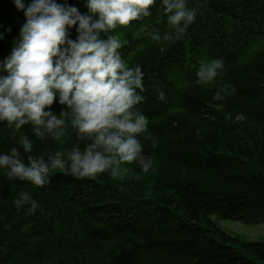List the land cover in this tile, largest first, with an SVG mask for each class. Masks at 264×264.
I'll list each match as a JSON object with an SVG mask.
<instances>
[{
	"label": "trees",
	"instance_id": "trees-1",
	"mask_svg": "<svg viewBox=\"0 0 264 264\" xmlns=\"http://www.w3.org/2000/svg\"><path fill=\"white\" fill-rule=\"evenodd\" d=\"M57 2L90 14L86 0ZM187 6L196 19L179 39H163L172 30L161 0L151 15L108 34L125 42L122 58L144 73L137 110L148 131L139 139L151 167L124 163L117 176L96 179L56 171L43 187L9 180L0 168V264H264L263 235L241 236L220 224L264 223V0ZM25 22L14 0H0V64ZM69 33L76 39V26ZM214 59L223 70L213 85L199 84L201 66ZM225 85L231 94L214 100ZM51 110L59 115L66 106L57 98ZM63 118L60 141L36 137L31 124L15 130L0 122V155L21 136L45 159L83 151L89 141L79 138L70 112ZM21 192L36 201L34 212L15 205Z\"/></svg>",
	"mask_w": 264,
	"mask_h": 264
},
{
	"label": "clouds",
	"instance_id": "clouds-1",
	"mask_svg": "<svg viewBox=\"0 0 264 264\" xmlns=\"http://www.w3.org/2000/svg\"><path fill=\"white\" fill-rule=\"evenodd\" d=\"M161 3L172 30L163 39L181 38L196 19L195 9L187 6V0ZM14 4L26 22L11 55L0 64L7 73L0 75V122L15 130L31 124L36 137L60 141L66 124L63 117L70 112L72 127L89 143L83 151L75 147L45 159L32 155V142L21 136L9 153L0 155L7 178L43 187L56 171L77 179H96L104 173L115 177L124 163H138L147 171L151 160L142 155L139 137L148 131V119L137 110L145 100L144 73L140 65L130 67L122 58L119 50L125 42L108 34L151 15L156 0H86L87 15L57 0H30L27 5L14 0ZM73 26L76 39L70 38ZM152 39L159 41L161 36L154 31ZM223 68L219 59L203 64L198 83L213 85ZM229 94L225 85L213 99L221 101ZM57 98L66 106L59 115L51 110ZM158 98L164 100V93ZM14 203L18 209L30 205L29 213L38 206L29 192H21Z\"/></svg>",
	"mask_w": 264,
	"mask_h": 264
},
{
	"label": "rangeland",
	"instance_id": "rangeland-1",
	"mask_svg": "<svg viewBox=\"0 0 264 264\" xmlns=\"http://www.w3.org/2000/svg\"><path fill=\"white\" fill-rule=\"evenodd\" d=\"M220 224L241 236L254 238L257 235H263L260 238H264V223L247 224L242 221L225 220Z\"/></svg>",
	"mask_w": 264,
	"mask_h": 264
}]
</instances>
